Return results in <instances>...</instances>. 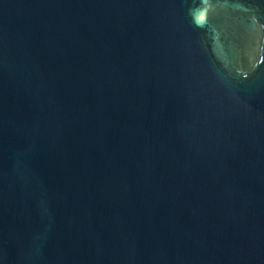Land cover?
Segmentation results:
<instances>
[{"label": "water", "instance_id": "95a60500", "mask_svg": "<svg viewBox=\"0 0 264 264\" xmlns=\"http://www.w3.org/2000/svg\"><path fill=\"white\" fill-rule=\"evenodd\" d=\"M0 264H264V0H0Z\"/></svg>", "mask_w": 264, "mask_h": 264}]
</instances>
